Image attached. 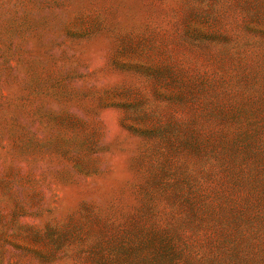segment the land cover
I'll list each match as a JSON object with an SVG mask.
<instances>
[{"label": "rangeland", "instance_id": "obj_1", "mask_svg": "<svg viewBox=\"0 0 264 264\" xmlns=\"http://www.w3.org/2000/svg\"><path fill=\"white\" fill-rule=\"evenodd\" d=\"M0 264H264V0H0Z\"/></svg>", "mask_w": 264, "mask_h": 264}]
</instances>
